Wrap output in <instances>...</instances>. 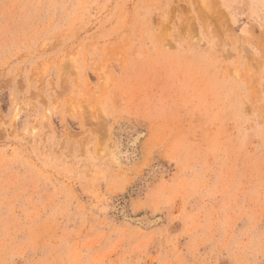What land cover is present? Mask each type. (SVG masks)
I'll return each mask as SVG.
<instances>
[{
	"label": "rangeland",
	"instance_id": "rangeland-1",
	"mask_svg": "<svg viewBox=\"0 0 264 264\" xmlns=\"http://www.w3.org/2000/svg\"><path fill=\"white\" fill-rule=\"evenodd\" d=\"M0 264H264V0H0Z\"/></svg>",
	"mask_w": 264,
	"mask_h": 264
}]
</instances>
